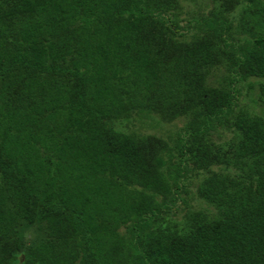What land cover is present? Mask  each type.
<instances>
[{
    "label": "trees",
    "instance_id": "trees-1",
    "mask_svg": "<svg viewBox=\"0 0 264 264\" xmlns=\"http://www.w3.org/2000/svg\"><path fill=\"white\" fill-rule=\"evenodd\" d=\"M0 264H264V0H0Z\"/></svg>",
    "mask_w": 264,
    "mask_h": 264
},
{
    "label": "rangeland",
    "instance_id": "rangeland-1",
    "mask_svg": "<svg viewBox=\"0 0 264 264\" xmlns=\"http://www.w3.org/2000/svg\"><path fill=\"white\" fill-rule=\"evenodd\" d=\"M187 3H184L186 5ZM191 4V3H190ZM196 6L191 4L186 7V10L195 11ZM184 16L181 19L184 20ZM187 37L186 39H189ZM223 70L217 67L216 70L210 72L209 82L215 84L220 82L222 79ZM240 106L252 111L253 113H260L262 108V102L259 100V87L258 82L254 79H249L240 88ZM183 119L174 118L172 114H152V117L143 119H135L132 121L127 129L135 131L141 135L153 134L166 138L169 135L174 134L182 126ZM233 135L226 131H219V135L214 137L215 145L224 150L228 151L233 143ZM198 178H195L187 188L186 204L181 205L179 208L173 210L167 215L163 222L160 224L162 229H172L183 231L190 225V217L197 212H202L209 217L214 219L218 217V209L213 205L207 204L205 201L198 198L196 195V187ZM39 238L38 233L34 229H28L25 231L24 244L33 245L34 242Z\"/></svg>",
    "mask_w": 264,
    "mask_h": 264
}]
</instances>
